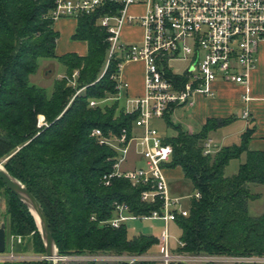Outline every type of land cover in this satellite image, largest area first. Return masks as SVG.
Listing matches in <instances>:
<instances>
[{
	"label": "trees",
	"instance_id": "1",
	"mask_svg": "<svg viewBox=\"0 0 264 264\" xmlns=\"http://www.w3.org/2000/svg\"><path fill=\"white\" fill-rule=\"evenodd\" d=\"M54 6L55 0H0V161L39 202L61 256L97 251L145 253L157 238L149 234L128 237L125 221L118 227L109 224L108 220L115 216L113 201L126 203L135 216L159 210L160 202L141 201L144 185H132L123 177H114L104 185L101 177L111 171L114 152L90 136L94 127L104 135L118 134L122 127L130 129L137 116L136 112L118 108L114 98L117 90L111 75L117 71L121 56H112L104 69L109 33L97 20L109 4L95 13L76 17L72 38L87 43L84 55L56 53L58 33L50 15ZM38 58L55 59L65 67V74L53 79L50 96L43 87L29 81L38 68ZM75 69L78 74L71 85ZM79 88V93L74 94ZM108 98L116 102L102 105ZM90 99L98 104L90 106ZM38 115H43L44 124L38 125ZM162 120L175 130V135L163 137V142L173 148L170 161L164 164L165 174L167 169L180 167L183 177L191 183L192 194L199 192V197L191 196L187 215L178 214L174 220L183 245L176 244L172 251L264 254V211L252 215L248 209L249 202L260 197L252 185H264V151L248 149L253 128L244 130L239 144L203 154V140L228 119L208 118L193 132L174 123L169 113ZM243 153L245 160L237 171L225 175L229 161ZM1 188L8 215L6 235H31L19 251L44 255L32 214L0 178ZM7 264H47V260ZM60 264L111 263L64 260Z\"/></svg>",
	"mask_w": 264,
	"mask_h": 264
},
{
	"label": "built area",
	"instance_id": "2",
	"mask_svg": "<svg viewBox=\"0 0 264 264\" xmlns=\"http://www.w3.org/2000/svg\"><path fill=\"white\" fill-rule=\"evenodd\" d=\"M105 4L109 6L97 22L109 33V57L121 56L117 73L111 75L117 90L114 98H119L126 86L119 76L120 68L130 61L143 64V93L126 99L125 111L137 113L130 129L122 127L115 135H104L98 127L90 131V136L98 144L107 145L114 152L112 169L101 177V182L109 185L112 178L123 177L132 185H144L140 192L141 201L160 202L159 210L135 216L129 212L126 203L113 201L115 216L108 222L118 227L129 218H153L164 222V230L156 237V253L107 254L100 256L102 258L98 256L97 260L129 263L145 260L153 264H264V254L172 251L168 223L174 221L178 214L186 216L188 208L182 207L179 198L169 193L164 164L170 161L173 148L170 143L163 142L164 136L152 125L153 120L163 119L167 113L172 116L179 106H191L197 93L212 96L211 85L216 80L244 86L242 98L244 101L250 99V75L256 66L259 45L264 44V0H55L50 15L53 20L76 18L81 13H95ZM135 5H142L143 10L132 12ZM126 25L141 27L139 41L128 43L120 39L121 29ZM175 60L186 62L182 71L173 70L171 62ZM77 73H72L71 85H74ZM96 104L98 101L95 99L89 100L90 106ZM241 117H249L246 108ZM38 122V125L44 124L43 115H38ZM202 145L203 154L212 153L216 148L211 137H206ZM131 149H135L139 156L137 161L142 164L135 163L125 169L122 164ZM191 196L199 197V192ZM177 244L182 246L183 242L178 240ZM35 256V259H45L44 255ZM25 257L13 252L1 254L6 261L28 260ZM73 258L61 256V261Z\"/></svg>",
	"mask_w": 264,
	"mask_h": 264
},
{
	"label": "crops",
	"instance_id": "3",
	"mask_svg": "<svg viewBox=\"0 0 264 264\" xmlns=\"http://www.w3.org/2000/svg\"><path fill=\"white\" fill-rule=\"evenodd\" d=\"M142 10V5H135L131 8L132 12H141ZM75 27L76 18L74 17H60L54 20L53 28L58 33L55 44V51L57 54L66 52H75L78 55L86 54L87 43L83 40H76L72 38ZM141 37L142 29L139 25H126L121 29L120 32V39L128 43L137 42L141 39ZM62 76L63 74L59 75L58 78ZM119 76L121 80L126 83V86L123 88L126 99H129L131 97H138L143 93L142 62H125L120 68ZM211 88L213 90L212 96H204L203 94L197 93L194 96V102L191 106L177 107L190 108V114L186 116L187 121L185 126L183 127L179 121L177 123L189 132H193L196 129L198 130L208 118L228 119L227 122L218 125L208 134V136L211 137L216 144L215 150L219 149L222 146L239 144L241 134L244 132V130L247 127H252L253 129L250 135L248 149L264 151V44L259 45L256 66L252 70L250 75L248 85V94L250 99L248 101H244L242 98L245 92V88L240 84L229 81L216 80L212 83ZM177 108H175V110ZM245 108L249 112V117L246 119L241 117V113ZM174 111L171 118L174 117ZM240 122L242 123L240 124ZM134 130L136 132H139V129L137 128H135ZM233 138H239V141L237 143L232 142V140H234ZM138 157L139 156L135 149H131L126 156L122 167L125 169L131 168L135 163L141 165V161H137ZM238 159H240V163L243 162L245 160V154L243 153ZM166 178L170 195L172 197H178L180 205L184 208H187L192 192L184 191L185 178L183 177L180 167L167 169ZM175 184H178L180 186H178L179 190L175 188ZM260 186L264 185H252V190L259 193L260 197L249 202V204L254 203L262 197V193L258 190V187ZM171 222L176 225L174 221ZM171 238H173L172 235L170 239ZM177 242L178 238L175 237V242L172 243V245L170 243L171 247L174 248ZM153 246H155V244ZM155 248L157 252L158 249L156 246ZM3 253L4 252H2V254ZM22 253L23 252L21 251L16 252V254L18 255H22ZM7 262L11 261L3 260L0 254V264H7Z\"/></svg>",
	"mask_w": 264,
	"mask_h": 264
},
{
	"label": "rangeland",
	"instance_id": "4",
	"mask_svg": "<svg viewBox=\"0 0 264 264\" xmlns=\"http://www.w3.org/2000/svg\"><path fill=\"white\" fill-rule=\"evenodd\" d=\"M111 57H109L107 53V60L104 65V69L106 68L108 64V60ZM38 63V68L35 73L31 74L29 76V81L30 83L36 84L38 86H41L44 88L45 93L47 96H50L52 90H53V79L55 77H59L61 74H65V67L55 59H50V58H38L37 60ZM186 62L181 61V60H175L171 62V65L173 67V70L175 72H180L183 70L185 67ZM118 70V67H117ZM75 72H78L77 69L74 70ZM73 71V72H74ZM117 73V71L115 72ZM78 74V73H77ZM76 76V75H75ZM114 98H108L107 100L105 99L102 101V105H110L115 103ZM117 103H118V108L125 107L126 106V96L124 93V90H122L119 98H117ZM190 114V108H177L174 111V117L171 118V120L175 123L178 121L181 123V125L184 127L187 121L186 116ZM242 122H240L241 124ZM152 125L157 128L159 133L162 136H173L175 135V130L173 129L172 126H167L166 123L163 120H153ZM197 130V129H196ZM209 137V136H207ZM234 139V138H233ZM239 138L232 140V142H238ZM216 151V150H214ZM2 161H5V159H2ZM243 161V160H242ZM142 163V162H141ZM240 163V159L235 158L229 161L228 165H226L224 173L225 175H232L237 171L238 164ZM185 187L184 191L185 192H190V182L185 179ZM176 189L179 190V185L175 184L174 185ZM179 186V187H178ZM258 190L262 193V197L255 201L254 203L249 204V212L252 215L258 214L262 211H264V186L258 187ZM3 189L1 188L0 192H2ZM183 191V189H182ZM1 222H8V215L6 214V207H5V200L3 196L0 194V223ZM126 230H127V236L132 237L135 234H149V235H155L156 237L164 230V222L160 219H147V218H129L125 222ZM168 229L170 234L173 236V238L170 239V243L175 242V237L178 238L180 235V229L177 225H174V223L169 222L168 223ZM31 236V235H30ZM30 236H21L19 234H7L6 235V250L4 253L13 252L16 254L19 250H23L25 248L26 244L28 241H30ZM175 236V237H174ZM156 252L155 246H152L147 252L142 253V254H153ZM2 254V253H0ZM113 255V253L110 252H102V251H97L94 253H84V254H71L73 259L66 260L67 262L70 263H79L83 261H88L90 259H96L94 261L101 262V263H111V264H116L118 263L117 261H98L97 259L100 256L104 255ZM120 255H136L133 253H119ZM22 255H25V259H35L37 258L34 254H28L23 252ZM140 255V254H137ZM99 256V257H98ZM102 258V257H100ZM137 261H145V260H137ZM135 261V262H137ZM135 262L129 263V264H134ZM197 264H202V263H197Z\"/></svg>",
	"mask_w": 264,
	"mask_h": 264
},
{
	"label": "water",
	"instance_id": "5",
	"mask_svg": "<svg viewBox=\"0 0 264 264\" xmlns=\"http://www.w3.org/2000/svg\"><path fill=\"white\" fill-rule=\"evenodd\" d=\"M0 178L5 186L13 192L19 200L26 205L29 212L32 214L38 231L40 233L43 245L44 256L47 264H60L61 255L55 245L54 239L49 229L47 218L35 198V196L24 186V184L12 176L2 165L0 161ZM6 250V228L5 223H0V253Z\"/></svg>",
	"mask_w": 264,
	"mask_h": 264
}]
</instances>
